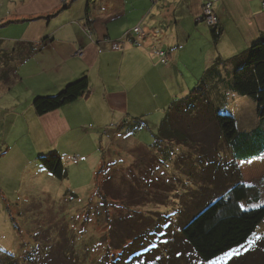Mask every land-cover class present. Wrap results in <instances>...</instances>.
Returning a JSON list of instances; mask_svg holds the SVG:
<instances>
[{"label": "crops", "instance_id": "obj_1", "mask_svg": "<svg viewBox=\"0 0 264 264\" xmlns=\"http://www.w3.org/2000/svg\"><path fill=\"white\" fill-rule=\"evenodd\" d=\"M206 1L0 0V53L7 54L0 58V126H8L9 133L22 132L27 143L15 149L14 166L9 169L16 182L23 177L18 187L23 183L24 189L18 198L7 196L3 201L10 215L12 206L18 208V217L31 204L34 210L42 207L47 173L59 179L40 161L47 155V146L62 160L68 155L78 163L77 150L63 153L62 147L76 149L83 137H91L90 131L109 130L116 124L134 134L149 123L145 117H136L138 113L147 116L158 110L164 118L167 108L188 95L201 73L217 66L227 76L235 60L264 38V0H216L214 9L223 29L217 43L211 29L197 20ZM139 24L159 30L152 45H134L124 37L126 30ZM10 30L13 36H6ZM8 38L17 41L5 45ZM156 45L169 51L168 64H162L152 51ZM84 76L89 81L87 94L37 114L33 106L37 96L56 94ZM225 109L236 119L228 106ZM257 114L263 123L258 107ZM259 121L244 130L236 119L241 132L253 131ZM116 147L129 149L122 140ZM9 150V144L1 148L0 160ZM0 194L6 197L1 189ZM11 223L17 232L19 223Z\"/></svg>", "mask_w": 264, "mask_h": 264}, {"label": "rangeland", "instance_id": "obj_2", "mask_svg": "<svg viewBox=\"0 0 264 264\" xmlns=\"http://www.w3.org/2000/svg\"><path fill=\"white\" fill-rule=\"evenodd\" d=\"M213 12L214 30L220 21ZM200 16L198 22H204ZM15 41L5 39L9 43L5 45ZM221 87L209 90L215 108L228 106L240 127L252 129L259 121L256 103ZM184 112L180 122L192 125L190 144L154 140L164 116L158 110L147 116L138 113L136 117H145L149 123L134 134L117 124L104 131L88 129L90 138L83 137L76 149L60 151L77 150L79 162L65 155L67 176L59 180L47 173L45 203L35 210L32 204L23 207L19 217L18 208L12 206L10 215L3 201L7 196L18 198L24 191L23 183L18 187L23 177L16 182L9 169H13L15 149L27 144L26 136L0 126V150L11 146L8 156L0 160L5 159L0 189L6 195L1 198L0 194V248L15 255L18 264H264V223L255 238L211 261L199 258L182 238L181 227L237 181L251 188L250 196L240 202L242 208L264 206V156L239 162L210 114L191 118ZM120 140L127 151L116 147ZM52 150L47 146V154ZM97 182L109 195L107 200L96 195ZM11 220L19 223L17 232Z\"/></svg>", "mask_w": 264, "mask_h": 264}, {"label": "trees", "instance_id": "obj_3", "mask_svg": "<svg viewBox=\"0 0 264 264\" xmlns=\"http://www.w3.org/2000/svg\"><path fill=\"white\" fill-rule=\"evenodd\" d=\"M204 23L208 26L206 21ZM222 31L220 23L214 30L212 27L214 43L219 41ZM35 48L32 46L33 51ZM6 57V53L0 56L1 59ZM6 60L7 64L11 61L9 58ZM219 85L251 98L264 119V38L253 44L246 56L235 60L227 76L217 66H211L186 97L173 101L157 129V140L190 144L192 125H183L181 116L185 115V110L191 118L205 117L206 112L210 114V120L217 124L221 137L231 148L235 159L247 160L264 154V123L251 132L239 131L235 117L225 107L217 110L210 98L209 90ZM88 88L89 81L84 76L68 83L56 94L37 96L33 106L37 114L42 115L77 100L87 94ZM40 161L55 177L63 179L67 176L63 160L57 152L41 156ZM97 189V196L105 200L109 198L101 182H97ZM250 191V187L237 181L226 194L207 204L181 227L182 238L199 258L211 261L255 238L259 225L264 223V206L242 208L240 202L250 196ZM0 264H18V260L15 255L0 248Z\"/></svg>", "mask_w": 264, "mask_h": 264}, {"label": "built area", "instance_id": "obj_4", "mask_svg": "<svg viewBox=\"0 0 264 264\" xmlns=\"http://www.w3.org/2000/svg\"><path fill=\"white\" fill-rule=\"evenodd\" d=\"M203 7V16H200V18H202L203 21L205 20L209 25H211V27H213L212 25L214 22L211 20L215 19L213 16L214 0L206 1ZM208 16H210L209 19H207ZM159 34L160 33L158 29L145 27L139 24L133 29L127 31L124 37L128 40H131L134 45L150 46L157 38H159ZM155 52L159 55L160 61L162 63H168L170 58L168 50L159 47Z\"/></svg>", "mask_w": 264, "mask_h": 264}]
</instances>
